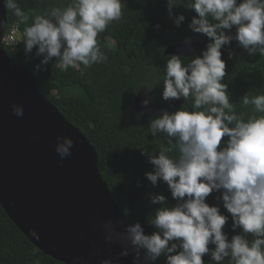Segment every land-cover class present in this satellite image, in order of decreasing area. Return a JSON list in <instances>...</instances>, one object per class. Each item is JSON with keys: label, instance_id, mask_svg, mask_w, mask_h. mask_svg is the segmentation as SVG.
Listing matches in <instances>:
<instances>
[{"label": "clouds", "instance_id": "clouds-1", "mask_svg": "<svg viewBox=\"0 0 264 264\" xmlns=\"http://www.w3.org/2000/svg\"><path fill=\"white\" fill-rule=\"evenodd\" d=\"M123 5V0H67L36 15L24 40L26 55L35 49L43 57L33 73L46 71L54 58V67L62 72L72 68L81 75L106 62L98 37L122 19ZM181 5L197 14L190 29L206 34L212 42L202 56L187 63L179 55L168 58L163 99L183 98L194 110L181 107L151 119L149 132L153 137L164 134L169 147H162L158 155L144 150L154 166L147 179L154 186L166 182L177 204L169 207L164 195H152L153 204L164 205L149 219L157 231L145 234L136 222L117 233L109 220L103 225L105 239H118L123 244L119 257L132 256L133 264H140L142 250L147 261L164 255L166 264H204L202 257L209 252L216 264H225V258H230L227 264H264V94L245 95L242 104L251 105L252 111L238 113L228 85L222 83L226 62L221 59V49L234 39L249 55L264 56V0H189L186 5L185 0H168L170 16ZM5 6L17 18L26 19L19 0H5ZM184 20L181 14L174 22L180 26ZM233 26L236 35H228ZM159 83L157 76L154 83L146 81L143 86L151 91ZM141 103L147 107L149 100ZM12 112L23 117L24 106L13 104ZM225 136L229 139L222 145ZM73 145L71 137H57L55 151L61 160L72 155ZM221 190L233 228L244 233L231 242L223 232L228 217L218 206L206 203L210 193ZM249 234L254 237L251 242L246 239ZM33 235L38 238L35 231ZM210 244L214 250L210 251ZM102 264L114 261L108 258Z\"/></svg>", "mask_w": 264, "mask_h": 264}, {"label": "trees", "instance_id": "trees-1", "mask_svg": "<svg viewBox=\"0 0 264 264\" xmlns=\"http://www.w3.org/2000/svg\"><path fill=\"white\" fill-rule=\"evenodd\" d=\"M124 1L122 19L113 22L98 37L107 61L92 65L84 75L72 68L62 72L54 67L55 58L46 66V71L34 74L35 65L43 57L37 56L35 49L30 56L25 54V30L31 26L35 16L67 0H19L26 19L17 18L7 9V29L20 23L22 41L13 46L5 44L4 47L15 62L31 71L40 91L93 144L101 174L121 212L130 224L139 222L145 234L150 235L157 229L149 223V219L164 206L153 204L151 196L164 195L169 207L177 204L166 182L161 180L154 186L146 177L154 166L144 150L158 155L162 147H169L164 134L153 137L149 132L150 121L164 111L172 114L181 107L194 110L183 98L163 99V74L167 60L172 55H179L187 63L202 56L212 39L190 29L189 24L197 14L183 5L174 7L170 16L168 0ZM188 2L185 0V5ZM181 14L185 20L177 26L174 20ZM227 34L235 36L236 26L229 29ZM174 46L178 47L176 52L170 50ZM221 54V59L226 62V76L222 83L228 85L231 102L238 113H251L252 106H244L242 99L245 95L264 94V56L259 53L249 55L235 39L221 49ZM157 76L160 83L148 91L143 83H154ZM143 87L150 94L146 113L136 107V97ZM140 113H143L142 117ZM227 139V136L222 138V145ZM222 192L210 193L206 203L218 206L221 214L228 217L223 232L231 242L233 236L244 233L242 228H233L232 216L223 206ZM246 239L251 242L254 237L249 234ZM214 248L215 245H209L210 251ZM202 259L204 264H216L210 252ZM228 259L225 258V264ZM152 263L166 264V257L161 255ZM0 264L64 263L33 244L0 203Z\"/></svg>", "mask_w": 264, "mask_h": 264}, {"label": "water", "instance_id": "water-1", "mask_svg": "<svg viewBox=\"0 0 264 264\" xmlns=\"http://www.w3.org/2000/svg\"><path fill=\"white\" fill-rule=\"evenodd\" d=\"M5 0H0V203L19 229L45 254L64 264H133L119 257L123 244L105 239L109 220L117 233L130 225L99 169L93 144L39 89L36 77L15 62L2 37L7 30ZM178 47L170 50L177 51ZM150 94L143 87L136 107ZM24 106L23 117L12 112ZM74 141L61 160L57 137ZM35 231L38 235H33ZM140 264H153L143 258Z\"/></svg>", "mask_w": 264, "mask_h": 264}, {"label": "built area", "instance_id": "built-area-1", "mask_svg": "<svg viewBox=\"0 0 264 264\" xmlns=\"http://www.w3.org/2000/svg\"><path fill=\"white\" fill-rule=\"evenodd\" d=\"M20 23L13 24L12 26H9L8 29L5 32V36L2 37L4 45H16L20 41H22L21 38V31H20Z\"/></svg>", "mask_w": 264, "mask_h": 264}, {"label": "rangeland", "instance_id": "rangeland-1", "mask_svg": "<svg viewBox=\"0 0 264 264\" xmlns=\"http://www.w3.org/2000/svg\"><path fill=\"white\" fill-rule=\"evenodd\" d=\"M124 4H125V1L123 0Z\"/></svg>", "mask_w": 264, "mask_h": 264}]
</instances>
